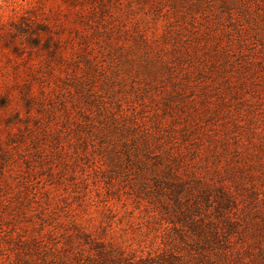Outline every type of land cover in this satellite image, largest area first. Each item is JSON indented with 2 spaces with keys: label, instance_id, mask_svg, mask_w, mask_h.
<instances>
[{
  "label": "rangeland",
  "instance_id": "1",
  "mask_svg": "<svg viewBox=\"0 0 264 264\" xmlns=\"http://www.w3.org/2000/svg\"><path fill=\"white\" fill-rule=\"evenodd\" d=\"M28 1L32 4V13L37 17L35 22L39 25L43 23L40 27L47 30L45 33H39L40 44L36 49H31L26 36H21L13 29L11 20L15 19L10 18L11 12L2 14L0 11V264H56L52 251L60 252L61 259L65 257L69 264L105 263L103 258L96 257V252L93 251L88 241L87 244L82 242L80 237L85 235L83 231L93 235L97 242L105 241L118 247L117 251L125 253L127 264H141V261H150V259L158 261V256L169 249L167 248L169 241L174 238L176 232L183 231V229L177 230L173 224L166 221L168 216L166 211L159 206H153L146 200L136 176L121 174L126 165L115 164L111 158H108L109 154L114 151V145L111 147L112 142L107 138L111 148L108 149L102 143L105 140H99L101 137L94 135L87 140V146L84 149L78 150L77 142L71 141L66 130L61 137L62 147L58 149L52 139H47L50 142L47 145L46 139L43 138L47 127L50 135L53 136L57 134L59 128L64 126L67 119V116L57 109L59 108L57 100L67 97L74 101L77 98L76 94L72 98V95L64 92L63 82L73 84L76 71L79 74L82 72L79 69V65L82 68L80 62L82 60L78 58L83 55L78 44V35L86 34L82 21L87 19L90 12H99L100 8L97 10L96 7L100 4L105 6L110 16L117 21L119 15L118 10L113 7L114 3L117 2L120 8L124 9L123 6L139 7L142 0L140 4L138 0L137 2H133L134 0ZM154 1L156 5L157 0ZM145 3L152 4L148 1ZM212 5L215 10L220 11V0H213ZM252 5L254 12L260 15L254 21L263 28L264 9H257L255 4ZM138 7L137 12L140 13ZM145 13L148 26L153 28L149 30V34L152 36V32H157L163 35L167 25L165 20L158 18L156 12H151L149 9ZM214 18L212 16L207 19L209 22H204L202 19L197 21L201 23L199 30L204 34H212L215 27L222 25L220 27L222 29L226 17H221L220 23ZM235 19L236 22L238 21L236 25H239V31L252 33L251 26L240 15ZM225 22L229 25L227 20ZM201 25H203L202 28H200ZM228 30L226 29L224 33L226 39L229 40ZM224 43L228 45L225 40ZM242 44L239 42L238 48H243ZM92 46L91 53L103 63L106 75L116 77L123 84L124 74L117 75L116 68L120 64L121 70L130 69V65H125V58L129 57L128 53L125 57H121L122 51L115 53L119 58L112 61L110 56H105L107 51L100 54L101 50L97 43H93ZM244 46L247 51L242 52H238V48L235 49L233 46V49L229 51L228 62L223 58H216L218 60L216 63H210L207 57L215 58V56L202 53L204 59L199 58L202 64L194 63L193 68L194 73L199 74L202 67L211 64L212 72L215 71L219 76H227L231 82H236L237 85L242 83L241 87H245L243 89L245 94L240 97V100L236 96V100L244 103L240 112H237L239 110L235 112L236 100L232 99L226 104L229 110L226 122L238 121L236 128L234 129L229 123L218 128L211 127L209 126L211 118L207 117L202 120L197 116L194 122L190 121L191 127H189V131L195 135V140L185 145L183 135L186 132H181L177 145L187 153L198 148L201 170L213 168L211 163L227 169L226 156L220 154L221 149L217 143L221 141L224 133L233 134L235 131L237 135L234 137L241 146H230L232 152L237 151V154L242 156L238 163L243 164L250 161L256 178L250 184L248 183L243 193L234 184L239 206V210L234 211V217L239 219L241 226L245 227V232L241 231V235L235 237L234 245L243 258L238 264H257L256 257L260 255L257 250L254 257L247 255L245 250L254 247L264 252V230L262 229L264 174H258L260 171L264 173V155H256L257 159H254L248 154H256L249 150L252 147L255 150L262 149L261 152H264V47L260 38L258 40L253 38L245 42ZM133 60L134 65L140 66L141 62L138 58L134 57ZM252 63H254L252 72L245 73ZM129 71L134 74L133 70ZM207 75L201 74L204 77ZM125 77H127L126 74ZM208 77L210 84L207 90L218 91L216 79L211 75ZM243 77L245 80L242 79ZM127 78L129 80L126 86L133 87L134 82L132 83V80ZM197 79L196 75L193 76L190 86L188 85L190 90L187 92L192 97L190 99L192 102L201 104L202 94L198 87L202 90L204 87L198 83ZM254 85H256V90L252 89ZM193 90L197 91L192 92ZM165 91V86H163L162 96ZM114 92V102L119 103L117 106L121 109H125V106L117 100L121 91L116 88ZM245 104L249 105L250 109L246 110ZM152 106L149 102L145 104V109L138 108L146 113L143 115L144 128L150 135L156 133L154 127H158V132H163L159 131L161 130L159 128L168 131L174 122L179 125L176 126V130H186V127L183 128L185 114L182 113H178L175 118L163 115L166 121L164 125L154 126L155 108ZM112 111L114 113L116 109L113 108ZM86 113L88 111L84 110V115ZM187 114H194L193 110L188 109ZM241 114L242 118H240ZM187 119L190 120V118ZM111 124L114 123L111 122ZM247 132H252L251 137L250 135L248 137ZM127 140L129 143L125 146L132 151L135 150L133 147L136 140L130 138L123 141ZM161 149L155 150V155L150 157V163L146 161L150 166L151 162L155 163L159 158ZM83 152H88L87 156ZM38 153L42 155L40 160ZM148 164L144 167H148ZM234 168L244 172V168L238 164H234ZM152 170L158 171L153 168ZM216 180L211 179L214 187L218 188L220 185L215 186ZM225 187L234 190L229 182ZM138 189L142 194L137 191ZM27 193L29 197L23 200L28 202V206L25 207L27 213L22 216L23 219H20L22 223L19 228L15 229L8 222L11 221L12 214L7 212H11L18 205L15 201L25 197ZM242 195H245L247 199L253 195L255 200L250 202ZM11 199L14 203L10 205ZM167 208L168 211H173ZM21 237H24L23 241L26 240L27 243L36 237L39 244L18 242V238L21 240ZM81 242L83 246L79 245ZM177 247L175 248L177 255L190 249V245L188 247L181 243ZM61 261L59 264H62ZM262 263L264 264V260L259 261L258 264Z\"/></svg>",
  "mask_w": 264,
  "mask_h": 264
},
{
  "label": "trees",
  "instance_id": "2",
  "mask_svg": "<svg viewBox=\"0 0 264 264\" xmlns=\"http://www.w3.org/2000/svg\"><path fill=\"white\" fill-rule=\"evenodd\" d=\"M146 1L152 4L149 5V3H145ZM141 2L139 7L123 6L124 9H121L117 2L114 3L113 7L118 10L119 15L117 21L101 4L96 7L97 10L100 8L99 12H90L87 19L82 21L86 33L78 35V44L83 53L78 56L82 60L80 61L82 68L79 65L82 72L79 74L76 71L73 76L75 80L73 84L63 82L64 92L72 95V98L76 94L77 98L74 101L67 97L57 100L59 108H57V104L56 108L61 110L67 119L64 126L59 128L57 134L55 133L53 136L50 135V130L47 127L43 138L46 139L47 145L50 144L47 139H52L55 147L59 149L63 144L62 134L67 130L71 141L77 142L78 150L84 149L87 146V140L94 135L101 137L99 140H105L102 143L111 149L107 142L108 138L112 142L111 147L114 145V151L109 154L108 158H111L115 164L126 165L121 174L136 176L145 193L146 200L153 206H159L166 211L168 215L166 221L173 224L177 230L183 229V231L176 232L174 238L169 241V246H167L169 249L158 256V261L150 259V261H141V264H238L243 258L234 245V239L241 235V231L245 232V227L241 226L239 219L234 217V211L239 210L234 184L243 193L250 182L256 178V175L250 161L240 164L238 161L242 159V156L237 154V151L232 152L230 146H241L234 137L237 134L235 131L233 134L231 132L224 133L221 136V141L217 143L221 149L220 154L226 156L227 169L211 163L213 168L201 170L198 161L200 159L198 148L187 153L177 144L180 141L181 132H186L183 135L185 145L195 140V135L189 131V127H191L190 121L194 122L197 116L202 120L207 117L211 118L209 121L211 127L218 128L229 123L234 129L236 128L238 121L226 122L228 120L226 116L229 114L226 104L232 99L236 100V96L240 100V97L245 94V90H243L245 87H241L242 83L237 85L236 82H231L227 76H219L215 71L212 72L211 64L202 67L200 73L195 74L194 63L202 64L200 63V59H204L202 53L215 56V58L207 57L210 63H216L218 61L216 58H223L228 62L229 51L233 49V46L237 49L239 42H242L243 48L239 47L238 52L247 51L244 43L253 38L256 40L260 38L264 47V27H259L254 21L260 15L256 11L254 12L252 5L255 4L257 9H264V0H220V11L215 10L212 5L213 0H157L156 5H154V0H142ZM138 4H140V0H138ZM137 7L140 13L137 12ZM32 8V4H29L28 0L0 1L1 13L11 12L10 18L15 19L11 20L13 29L21 36H26L31 49H36L40 44L39 33H45L47 30L41 28L43 23L39 25L35 22L37 17L32 13ZM147 9L156 12L158 18L164 19L167 23L163 35L157 32H152V36L149 34V30L153 28L147 24L145 13ZM239 15L251 26L252 33L239 31V25H236L238 21L236 22L235 19ZM212 16L215 17L214 19H218V23L221 22V17H226L225 21L227 20L229 25H226L224 21L222 29H220L221 25L215 27L212 34L202 33L199 30L201 23H197V21L202 19L204 22H209L207 19ZM188 21L190 22L188 23ZM202 27L203 25L200 28ZM226 29H229V40L226 39L224 33ZM224 40L228 42V45L224 43ZM93 43H97L99 46L100 54L107 51L105 56H110L112 61L119 58L115 53L122 51L121 57H125L128 53L129 57L125 58V65H130V69L121 70L120 64L116 68L117 75L124 74L123 84L116 77L106 75L103 63L91 53ZM204 48L205 51H203ZM134 57L139 59L140 66L134 65ZM253 67L254 63L248 66L245 73H251ZM129 70H133L134 74ZM204 73L216 79L218 91L207 90L210 82L208 75L207 77L201 76ZM125 74L132 80H130L132 83L134 82L133 87L126 86L129 79L125 77ZM195 75L198 78V83L204 87L203 90L198 87L202 94L201 104L192 102L190 100L192 97L187 92L190 90L189 86ZM242 79L245 80V77ZM163 86L166 91L162 96L161 88ZM116 88L121 91L117 100L125 106V109H121L117 106L119 103L114 102ZM252 89L256 90V85ZM195 91L197 90L192 92ZM149 102L155 108L154 126L164 125L166 121L163 115L175 118L178 113H182L185 114L183 128L186 127V130H176V126L179 125L174 122L168 131L159 128L161 129L159 131L163 132H158V127H154L156 133L150 135L144 128L143 115L146 113L138 110L139 107L145 109V104H149ZM236 103L235 112L237 110L240 112L244 103L238 100ZM161 105H163L162 108ZM245 107H247L246 110L250 109L247 104ZM113 108L116 109L114 113H112ZM188 109H192L194 114L188 115ZM84 110L88 111L85 115ZM74 112L76 113L73 114ZM242 114L240 118H242ZM219 122L221 123L219 124ZM247 135L251 137L252 132H247ZM130 138L136 140L133 151L125 146L129 141H123ZM248 143L251 144V142ZM158 148H162L159 150V158H156V164L151 162L150 166L146 161L148 160L150 163ZM249 150L256 152L254 155L248 154L250 158L257 159L256 155H264V152H261L262 149L255 150L252 147ZM87 153L83 152L86 156ZM38 154L40 160L42 155ZM145 164H148V167H144ZM234 164L243 167L244 172L235 169ZM152 168L158 169V171L152 170ZM186 172L188 173L186 174ZM258 174L263 175L264 173L260 171ZM189 175L191 177H188ZM211 179H217L215 186H220L214 187ZM226 181L233 185L234 190L225 187ZM137 191L142 194L139 189ZM242 196L246 198L245 195ZM28 197L27 193L25 197L20 198L21 201L16 200L15 204L18 205L11 212H7L12 214L10 216L12 219L8 222L15 229L19 228L22 223L20 219H23L22 216L27 213L25 207L28 206V202L23 200ZM248 198L246 199L250 202L255 200L253 195ZM12 203L14 202H11L10 205ZM167 207L173 211H168ZM262 229L264 230V219ZM14 233L16 235V231ZM83 233L85 235H81L80 239L86 244L87 241L89 242L88 244L96 252V257L105 260L103 264H127L125 253L117 251L118 247L105 241L97 242L93 235L85 231ZM21 238V240L18 238V242L39 244L36 237L28 243L26 240L23 241L24 237ZM82 242L79 245L83 246ZM180 243L186 244L188 247L190 245V249L178 253V256L175 248H178ZM256 250L260 254L256 257L258 264L259 261L264 260V252H260V249H254V247L247 248L245 251L247 255L254 257ZM234 255L237 256L234 257ZM52 256L56 264H59L61 260L62 264H69L65 257L61 259L60 252L52 251Z\"/></svg>",
  "mask_w": 264,
  "mask_h": 264
}]
</instances>
